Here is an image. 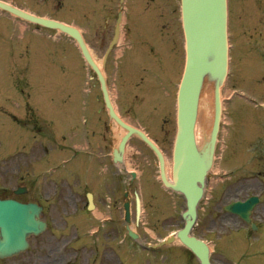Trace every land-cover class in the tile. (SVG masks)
I'll use <instances>...</instances> for the list:
<instances>
[{
	"label": "rangeland",
	"instance_id": "1",
	"mask_svg": "<svg viewBox=\"0 0 264 264\" xmlns=\"http://www.w3.org/2000/svg\"><path fill=\"white\" fill-rule=\"evenodd\" d=\"M0 1L80 29L94 60L103 70L107 90L119 115L157 142L170 165L176 131V96L185 61L181 0H123L122 3L120 0ZM251 1L229 0L230 35L234 46L251 33L239 22L237 26L232 24L236 17L234 5L237 3L241 7L242 4L238 16L241 13L247 22L251 14L245 13H248ZM120 12L124 17L122 36L104 66L103 59ZM144 22L154 25L149 29L150 34H143V28H147ZM231 57L233 64L239 60L237 53ZM162 64L173 69L168 84L149 76L151 68L158 71ZM239 67L243 73L247 64L238 61L236 72ZM235 85L241 88L237 90L239 92L249 94L252 91L249 86L227 83L223 87V99L230 96ZM145 86L148 92L144 90ZM160 96L166 100L160 102ZM162 105L164 110L159 114ZM231 106L232 102L229 106L226 104L223 112L221 139L226 136ZM26 124L35 128L31 130L25 127ZM75 133H109L111 151L125 134L109 117L98 79L71 38L0 11V196L9 194L11 189L23 183L22 180H30L44 189L50 187L45 179H71L72 166L63 163L71 157ZM62 135H65L64 141ZM45 146L48 151H44ZM23 151L29 157L28 161L23 160ZM11 155L19 164L12 165ZM24 161L27 167L23 166ZM19 166L21 171H14V174L5 171ZM126 168L139 174L146 171L151 177L145 191L142 223L137 226L133 219L130 226L141 236L137 243L128 237L123 211L113 213L118 222L114 231L100 222L94 226L93 217L84 216L82 211L75 216L72 201L66 200L68 213L62 214L66 216L59 215L60 207L59 213L44 215L49 229L30 238L31 247L26 253L0 261V264H199L178 241L157 249L150 247L183 227L182 213L186 203L177 193L164 190L167 204L161 202L163 196L157 192L161 200L154 199L155 194L150 192L152 189L157 191L156 184L160 185L156 182L157 177L160 180L159 162L137 137L131 139L126 149ZM146 174L136 182L134 192L141 194L138 184L145 185ZM69 190V186L65 187L64 194H69ZM216 221L215 217L200 214L194 232L211 246L213 262L264 264V222L259 234L241 229L242 234L237 236L235 226L223 233L222 225Z\"/></svg>",
	"mask_w": 264,
	"mask_h": 264
},
{
	"label": "flooded vegetation",
	"instance_id": "2",
	"mask_svg": "<svg viewBox=\"0 0 264 264\" xmlns=\"http://www.w3.org/2000/svg\"><path fill=\"white\" fill-rule=\"evenodd\" d=\"M234 6L238 14L242 12V4L241 7L237 3ZM247 9L248 13L245 14H251L252 22L251 18H249L250 22L244 21L241 13L240 16L237 14V19L240 25L247 27L246 29L251 33L246 40L248 43L245 41L247 38H243L237 41L238 45L236 46H234L232 35H230V69L226 84L235 82V84L249 86L252 91H249V94L239 92L237 90H241V88L238 89V85H235V95L229 101V103L232 102L233 109L229 112L232 116L229 117L226 136L221 139L219 133L214 165L206 180L204 197L199 206V216L208 214L217 218L216 222L222 225L223 233H227L235 226L234 230L237 236L241 229H247L250 232L252 230L245 225L240 217L225 211V207L231 202L246 201L251 197H258L260 203L251 216L252 221L258 227L257 233L262 231V222H264V113L260 111L261 107L264 108L261 102H255L264 99V0H252ZM143 25L147 27L143 28V34H147V32L150 34L149 29L154 25L152 23L147 25L146 22ZM229 32H231V27ZM233 53H237L239 64L242 62L247 64V69L243 73L240 67L239 72H236L238 61L233 64L231 57ZM163 66L162 64L158 71L151 68L149 76H152L157 82L168 84L172 79L173 69L168 68V65ZM144 90L148 92L146 86ZM160 98V102L166 100L165 97L160 96ZM229 103H227L228 106ZM162 106L159 114L163 113L164 105ZM110 141L109 133H75L71 150L70 164L73 175L71 179H45L46 182L49 181L50 187L44 189L30 180H22V184L11 189L9 194L1 195L0 199L35 203L43 208V216L60 212L61 217L66 216L62 214L68 213L65 201L71 200L72 212L75 216L82 211L84 216L93 217L91 220L94 226L100 222L104 227L108 226L114 231L117 229L118 222L113 217V213L118 210L124 211V207L128 203L131 217L136 221V196L140 198L142 207L145 209V191L148 189L146 186L151 182V177L146 174V171L139 175L136 171L134 173L127 171L124 154L119 156L118 161H115ZM11 158L12 165L19 164L14 162L17 158L14 156ZM23 160L28 161L29 157L24 154ZM26 161H24V167L28 166ZM17 170L21 171L20 166L17 169L9 168L5 171L7 174H14V171ZM144 174H146L145 185L141 187V183H139L141 194L135 195L137 191L134 192V185L143 178ZM127 177H129L128 182H126ZM157 181H159L158 177ZM159 183V187L156 184L157 191L152 189L150 193L155 194L154 199L158 201L161 200V197H158L156 192L161 194L163 196L161 202L164 201V204H167V196L164 192L166 190L160 181ZM68 186L70 187L69 194L65 195L64 188ZM5 191L6 189H4ZM18 191L21 193L20 195L16 194ZM59 207L60 211L58 212ZM101 215L108 216L104 218ZM96 218L100 220L96 221Z\"/></svg>",
	"mask_w": 264,
	"mask_h": 264
},
{
	"label": "water",
	"instance_id": "3",
	"mask_svg": "<svg viewBox=\"0 0 264 264\" xmlns=\"http://www.w3.org/2000/svg\"><path fill=\"white\" fill-rule=\"evenodd\" d=\"M0 9L44 27L58 29L78 42L83 56L93 65L100 77L112 118L129 131V135L121 144V150L125 147L130 134L135 133L155 151L160 160L165 185L182 193L186 198L187 209L183 214L185 226L177 233L178 240L194 253L201 264H212L209 247L193 237L191 232L197 219V206L203 194L205 178L212 163L221 117L220 86L228 69L227 0H182L187 61L178 94L177 135L172 162L173 184L166 180L164 158L156 146L141 131L126 125L114 113L101 73L94 65L78 30L55 21L27 15L1 2ZM117 39L118 30L110 49ZM206 77L211 78L215 83L216 115L214 132L203 157L199 155L196 148L193 127L199 93ZM257 202V199H252L245 204H233L228 210L232 212L244 210L239 214L250 223V210ZM40 211L41 209L33 204L24 205L13 200H0V259L24 252L29 247L27 238L31 235H39L46 230V224L40 220ZM172 240L174 239L170 241Z\"/></svg>",
	"mask_w": 264,
	"mask_h": 264
},
{
	"label": "bare ground",
	"instance_id": "4",
	"mask_svg": "<svg viewBox=\"0 0 264 264\" xmlns=\"http://www.w3.org/2000/svg\"><path fill=\"white\" fill-rule=\"evenodd\" d=\"M237 9H235L236 17L233 18L232 24L235 23L237 26ZM231 27V22L229 24V28ZM215 96H214V81L211 78L206 77L204 79L201 91L198 97L197 109H196V119L194 122V136L196 142V148L199 152L200 156L204 157V152L207 150L209 146V141L212 138L215 126V115L216 110L214 108L215 104ZM168 172V180L171 179V165H168L166 168ZM170 242H175L172 240Z\"/></svg>",
	"mask_w": 264,
	"mask_h": 264
}]
</instances>
